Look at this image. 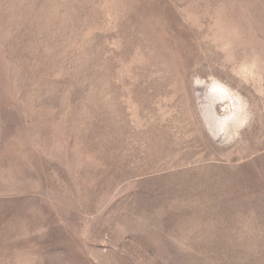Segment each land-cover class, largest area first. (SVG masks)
Listing matches in <instances>:
<instances>
[{
    "label": "rangeland",
    "instance_id": "374dc122",
    "mask_svg": "<svg viewBox=\"0 0 264 264\" xmlns=\"http://www.w3.org/2000/svg\"><path fill=\"white\" fill-rule=\"evenodd\" d=\"M0 264H264V0H0Z\"/></svg>",
    "mask_w": 264,
    "mask_h": 264
}]
</instances>
